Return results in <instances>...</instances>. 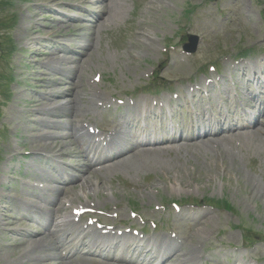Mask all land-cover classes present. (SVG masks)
Masks as SVG:
<instances>
[{"label":"rangeland","instance_id":"374dc122","mask_svg":"<svg viewBox=\"0 0 264 264\" xmlns=\"http://www.w3.org/2000/svg\"><path fill=\"white\" fill-rule=\"evenodd\" d=\"M125 1L127 6L119 8L122 11L120 16L125 15L129 5L133 7L128 3L130 0ZM69 4L74 8H68ZM91 5L86 0H0V93L6 91L9 76L14 77L9 85V100L4 102L0 94L1 173L4 174L3 170L11 166L15 177H25L28 165L39 170L44 167V160L33 159L31 154L22 157L21 154L22 150H40L39 143L47 140L39 136V132L45 130L39 123L44 114L37 109L46 107L45 101L48 102L49 97L45 100V94L51 89L69 87L56 82L58 77L63 83L71 80L55 70L76 65L85 79L81 92H88L89 81L92 89L109 98L111 94L137 93L140 87L153 82L174 88L173 82L168 84L169 79L181 76L195 78L196 70L207 68L210 63L219 64L222 71V62L229 57L240 56L241 48L254 46V51L264 49V0H138L131 10L130 24L120 27L128 11L118 23L114 19L104 26L102 34L92 28L86 15L76 7ZM99 7L94 5L96 9ZM65 12L70 16L79 15L84 20L77 23L61 21V13ZM75 24L81 28L82 39L91 41L87 50L78 49L73 41ZM144 30V34L138 33ZM147 34L154 41L153 48H130L131 40H141ZM188 34H196L199 40L196 41L195 52L187 56L182 45L188 41ZM57 41L66 43L77 54L87 52L91 58L84 61V54L80 56L55 49ZM41 50L47 53H41ZM63 55L82 58L76 63L68 62V59L60 61V66L55 69L53 66L57 60L54 58ZM155 70L166 82L159 75L152 76ZM99 71L101 82L94 83L93 74ZM6 76L7 81L4 79ZM78 91L79 87L72 93ZM49 96L52 104L69 98ZM83 99L79 98L77 104ZM59 110L54 108L48 114ZM49 117L65 120L61 116ZM40 124L42 126L38 130ZM261 132L263 130L254 134L261 137ZM239 141V146L224 144L220 149L217 146L219 151L213 147L208 150L197 147L195 155L193 150L187 149L177 157L178 151H174L167 155L171 163L165 164L164 169L160 163L154 168H134L135 172L124 170L116 179H112L115 176H100L104 184L92 198L100 204L121 202L122 219L130 218V210L146 218H155L162 226L159 233H176L177 239L185 246L195 245L199 254L195 264H236L237 261L241 264H264V140L253 143L244 137ZM13 151L17 152L14 156ZM156 154L160 153L156 151L146 157ZM136 164L138 167L142 162L137 161ZM8 179L1 178V186L10 193L11 188H17L19 195L17 183ZM12 196V199L19 200L13 193ZM174 201L180 205L179 213L173 212ZM226 202L230 205L227 210ZM6 232L10 233L7 234L8 239L1 237L0 244L14 241V235ZM14 254L3 253L0 264H18L21 260L18 257L9 262ZM22 257L28 259L27 255Z\"/></svg>","mask_w":264,"mask_h":264},{"label":"bare ground","instance_id":"6f19581e","mask_svg":"<svg viewBox=\"0 0 264 264\" xmlns=\"http://www.w3.org/2000/svg\"><path fill=\"white\" fill-rule=\"evenodd\" d=\"M96 2H98V0H92L93 4ZM110 5L113 6L112 2H110ZM67 7L71 9L74 8V6L70 4L67 5ZM76 7L80 8L79 6H76ZM94 13H95L94 10L87 11L88 15H91ZM61 14L63 18L61 19V21L65 20L66 22L77 23L81 18L79 15L70 16L68 12L61 13ZM100 15L98 17L99 20L103 18V19H106V21H109L112 19L114 15V10L113 9L107 10V8H104L103 11L100 13ZM24 27L26 28V24L24 25ZM80 30L81 28L79 24H75L74 26V32H75L74 38L75 39L73 41H75L76 47L78 49L87 50L88 46L90 47V43H89L90 41L89 39H86V40L82 39V33L80 32ZM145 32L146 30L138 32V33L144 34ZM57 36L61 37L62 35H57ZM137 40L138 39H136L135 41L131 40L130 41L131 47L130 46L129 47L132 49L135 47H139L140 50H144L145 47L153 48L154 41L151 40V37L149 36V34H147L144 38H141V40H138L140 43H138ZM55 43L57 46V48L55 49L57 50L66 51L68 53H71L73 51L72 48H70V46H68L66 43L58 42V41ZM143 44L146 46H144ZM41 53L46 54L47 52L45 50H41ZM72 53L77 54V52H72ZM135 53L138 54V51H136ZM83 54L85 55L83 57L84 61L85 59L91 58V56L87 52L81 53L80 56ZM67 55H63L62 57H59V58H54L57 61L56 62L54 61L55 64L53 67L57 69L60 66V61H65V60L67 61L68 59V62L71 61L73 63H76V62H79L82 58V57L77 58L73 56L69 57ZM69 58H75V60H69ZM258 63L261 65H264V63L261 60H258ZM55 72L61 75L62 77L68 78L69 80H71V82L63 83V80L58 77L56 79V82H59L60 84L68 85L69 87L66 90L64 89L57 90V91L49 90L48 94H45L46 96L44 97L45 100L49 97L48 102L45 101L46 107L37 108L39 111H41L44 114L42 115L43 117H41L40 118L41 120L39 121V123L43 124V126L40 124L38 130L41 128L40 126H42V128L45 130H41V132H39V136L40 138L43 137L44 139L50 140V142L48 143H47V140H45L44 143L40 142L41 144L39 143V146L41 147L42 150L46 151V152L44 151L45 153H49V157L58 158L60 156L68 155L74 152V150L71 148V146H73L74 144L83 145L84 146L82 147L83 151L82 152H79L78 150L77 151L79 152V156H82L83 159L86 161V163L90 165L91 161L89 160L87 162L88 158L85 157L83 153H85L86 149L90 147V140L92 136L84 132L81 126H77L75 122L76 120H79L80 118L87 116L90 113V111L94 109L95 100L100 97L98 95L89 96L88 94H84L82 92L81 93L77 92L75 94L74 92L72 93L74 88L80 87L81 85H83L82 82L85 81V79L82 78L80 72H78L76 65H72L71 68L70 66L64 69L60 68L59 70H55ZM70 75L72 76L70 77ZM51 81H54V80L52 79ZM49 95L58 96L59 98L68 96L69 99L59 104H52V102L50 101ZM81 96L87 97V100L85 101V103H80L79 105H77L78 99ZM160 101H162L163 102L162 104L165 105L169 101V99L166 97H162ZM149 106L150 105L148 106L146 104L144 105L142 102L139 101L135 105V108L132 113L124 114L123 117H121V120H120L121 122L119 121V126H117L118 135L120 134L122 136V135L131 134L133 130L130 131V128L124 127L123 124H125L126 126H130L133 123L140 120L141 117L147 116L151 112V108ZM54 108L55 109L60 108V110L58 112H52V114L49 115L50 113L48 114V112H50ZM175 109L176 108L174 107H170L168 112L173 113ZM153 111L155 113H160L162 111V108L159 105H157L155 108H153ZM49 116H61V117H65V120L60 121L56 119H51V117ZM262 117H264V114L262 115ZM221 123H222V119L219 120L218 124H221ZM257 126L258 127L255 126V130L248 131V134L246 136L243 133H240L237 129H235L230 135L238 136L241 138L245 137V138H248V140L252 142L257 141L260 143L261 141H263V137H260V135L253 134V133H256L257 131H259V129H262V127H264V124L261 121L259 124H257ZM117 138L118 137H115L109 143L108 145L109 147L107 148L105 152L99 153L97 156V158H101L102 156L105 158L106 154L110 150L115 149L116 152H114V154H111L110 156L109 155L106 156L105 158L106 160L103 162V163H106L107 161L112 162L106 166V169L110 168L109 171H111V169L113 170H128V168L137 169L139 167H144V166H148V167L152 166L154 168L155 166L160 165V163H165V164L171 163L169 159H163L162 154H164L165 152L161 148H154L151 151L141 148L138 151H136V148L143 146V144H139L137 141L133 143L132 141L128 139L117 140ZM211 146L215 148L217 147L216 145L213 146V142H208V143L206 142L201 145V147L207 150L210 149ZM183 147L187 148V146H183ZM188 148L193 149V148H197V146L195 145L194 142H190L188 144ZM218 149L216 150L219 151ZM91 151L95 153L96 149H93L92 147L90 152ZM156 151H158L160 154L159 155L156 154L157 156H154V157H149V156L146 157L147 155L151 153H156ZM128 152L131 154L126 155ZM140 153L142 154V156L140 155ZM219 157L221 158L220 154H219ZM156 160H158L159 162ZM212 160L215 161L213 158ZM137 161L142 162V164H140L138 167L135 166ZM161 168L164 169V167H161ZM9 170L10 169L8 168L7 171ZM2 177H6V174L0 175V178ZM56 178L58 179V177ZM73 180H77V177L76 178L72 177L70 179L67 178L66 182L70 183ZM44 182H47V181H44ZM87 183L89 182L87 181ZM70 189H72V187H70ZM81 191L83 192L84 197H88L86 191L84 190H81ZM32 194L35 197H38L40 199H47L49 204H51L52 202H54L57 195H60L61 193L59 189H55L52 192L51 196H47L43 190H38V191L34 190ZM69 197L72 198L73 195H70ZM8 198H10L9 194H5V193L3 194L2 192L0 193V200H5ZM66 202H70V200H66ZM79 203L81 202L79 201ZM24 204L28 206L29 212H27L26 214H21V216L27 219L28 221H33L34 223H37L41 229H44L46 231L49 227L48 222H50L53 219V217L56 216L55 211H54V206L50 207V210L48 212H44L42 210H39L37 205L33 204L31 201H28V202L25 201ZM76 207L78 206H74V208ZM11 209H12V206H8V205L3 206L2 209L0 208V239L1 237L3 239L7 236V233L5 232L9 230L5 228L7 226H14V228H12L9 231L14 232L12 234L15 235L16 238L14 237V241L12 242L13 244L11 242L0 244V253H2L0 254V259L2 258L3 253L12 252V254L13 253L15 254L13 255L14 257L9 261L11 263L13 262V259L18 257V258H21V260L18 261V264H41V261H47V259L50 258L51 256L53 257L50 259H53L55 256L56 259L59 260V258L57 257L56 248L54 246L55 244H61L62 246L66 247V248L65 247L62 248V250L69 249V253L72 252V255L70 257L75 256L76 251L80 249L79 246L85 247L82 241H79L76 244L71 242L69 237L75 233V229L71 228L67 224V222L64 223L62 227L57 225L58 229L54 233L49 232L47 235L44 234V237L33 238V235L37 231L32 230V226L30 224L28 225L22 224L20 222V219L22 220V218H19L18 216H13L10 213L12 211ZM205 216L206 215H204L203 217ZM201 220L202 219H199L198 221L201 222ZM24 233H26V235L23 236ZM19 236H22V238H18ZM77 236L78 234H76L75 237ZM107 244L109 243L105 241H100L98 239H93L92 241H89L85 249L87 248L86 251L88 252V254H90L96 249V247L99 248L101 246H105V245L107 246ZM138 246H142L146 249L144 250L136 249V247ZM147 246H149V248H147ZM159 246H160L159 244H154V243L152 244L148 240L143 241V242L138 241L137 244L133 248H131V251H132V254L134 252H136L137 254H142L143 252H145V256H144L145 261L143 262L144 264H146V262L148 263L149 261H155V260H158V264H192L195 262L197 258V255H196L197 252L195 250V245L185 246L184 244H180L179 246H177V245H174L173 242H171L169 246L167 247H159ZM11 247H13V250L11 249ZM125 247H126V244L123 245V250L125 249ZM152 248H154V251L150 252ZM26 255L28 256V259H23L22 256L26 257ZM106 260L107 262H105L104 264H135V262H132L123 256H119V257L109 256V259H106ZM59 262L60 264L62 263L61 260H59ZM237 264H241V263H238L237 261Z\"/></svg>","mask_w":264,"mask_h":264},{"label":"water","instance_id":"95a60500","mask_svg":"<svg viewBox=\"0 0 264 264\" xmlns=\"http://www.w3.org/2000/svg\"><path fill=\"white\" fill-rule=\"evenodd\" d=\"M185 48L189 50L194 49L193 47H189V45L185 46Z\"/></svg>","mask_w":264,"mask_h":264}]
</instances>
